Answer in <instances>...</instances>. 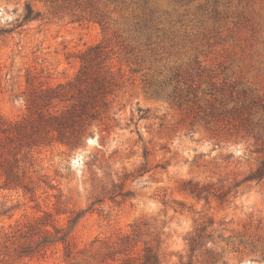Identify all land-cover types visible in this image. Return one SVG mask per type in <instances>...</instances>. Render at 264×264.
Instances as JSON below:
<instances>
[{"label":"rangeland","instance_id":"374dc122","mask_svg":"<svg viewBox=\"0 0 264 264\" xmlns=\"http://www.w3.org/2000/svg\"><path fill=\"white\" fill-rule=\"evenodd\" d=\"M133 1L92 0L112 19L103 31L93 20L52 16L44 0H0V29L8 30L0 34V112L5 118L25 113L26 76L51 85L72 78L80 52L103 37L114 46L111 62L122 75L112 96L115 120L107 121L106 131L95 127L84 147L53 143L33 150L34 175L45 174L56 188H43L42 182L35 199L0 188V258L9 264H67L61 244L43 255L3 256L2 235L10 225L46 210L65 224L69 213L64 211L86 208L94 196H103L101 179L108 189L111 180L118 183L115 193L122 190L123 195L106 197L84 214L73 230L79 248L102 251L129 233L135 221L145 220L148 231L160 236L161 264H264V179L240 183L235 196L222 203L197 200L180 189L190 178L216 183L240 178L264 155V136L257 140L238 124L207 126L195 107L178 106L165 94L145 89L169 69L199 60L218 82L226 77L238 88L264 95V0H149L145 6ZM26 3L40 12V19L22 21ZM143 12L152 15L158 34L149 42L142 37L130 42V52L117 44L114 32L132 35L133 16ZM135 65L140 70L130 72ZM208 219L215 221L214 244L206 241L190 255L187 237Z\"/></svg>","mask_w":264,"mask_h":264},{"label":"trees","instance_id":"16d2710c","mask_svg":"<svg viewBox=\"0 0 264 264\" xmlns=\"http://www.w3.org/2000/svg\"><path fill=\"white\" fill-rule=\"evenodd\" d=\"M136 1L145 6L149 0ZM44 2L49 5L54 17L68 15L76 21L93 20L99 23L103 31L109 29L112 21L92 0ZM40 17V12L34 11L31 5L26 3L22 21ZM133 19L132 35L123 36L124 30L118 34L114 32L116 39H119L117 44H123V48H128L130 52L133 50L130 42L138 41L141 37L149 42L159 30L148 12L134 15ZM7 31L0 29V34ZM115 53L114 46L103 37L101 41L80 52V67L72 78L51 85L42 81L34 83L32 78L26 76V87L22 92L25 113L16 119H8L0 112V188L20 191L31 199H35L37 188L43 187V184V188H56L55 184L45 179V174L34 175L33 150L53 143L62 144L69 149L84 147L87 136H94L97 131H106L109 128L107 121L115 120L110 116L112 96L122 78L120 70H115L111 62ZM132 64L138 63L132 61ZM129 69L130 72L140 70L138 65ZM216 76L211 69L205 68L197 60L193 66H176L169 69V73L161 79L147 82L145 89L153 95L165 94L178 106L187 104L195 107L198 118L207 126L238 124L252 133L257 140H263L264 95L253 92L248 86L238 88L237 83L230 82L226 77L218 82ZM169 87L171 89H168ZM258 111L261 115L257 114ZM98 139L103 144L104 137L100 136ZM262 179L264 155L258 158L254 167L240 173V178L233 177L229 183H226V179L216 183L190 178L182 181L180 189L197 200L204 199L209 202L213 198L222 203L235 196V188L240 183ZM98 184L103 196H94L86 208L64 211L63 213H69L65 224H58L53 213L46 210L33 219L10 225V230L2 235V247L5 250L3 256L13 254L16 258H22L43 255L49 247L61 244L63 259L67 264H161L160 236L155 229L156 232L148 231L149 225L145 220L135 221L129 233L117 241L105 244L102 251V247L95 251L78 247L73 230L84 214L95 204L103 203L106 197L123 195L122 190L115 193L119 184L113 180L110 189L107 182L101 179ZM60 195L57 194V198ZM59 209L58 213H62ZM214 224L213 219H208L194 226L187 237L190 255L200 250L206 241L214 244ZM143 233L147 235V239H141ZM209 251L211 250H206ZM0 264L9 262L0 258ZM185 264L192 262L189 260Z\"/></svg>","mask_w":264,"mask_h":264}]
</instances>
